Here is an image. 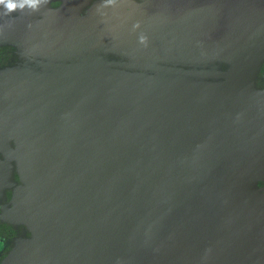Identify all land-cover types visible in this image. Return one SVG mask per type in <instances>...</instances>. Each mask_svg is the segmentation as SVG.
I'll return each mask as SVG.
<instances>
[{"label":"water","instance_id":"1","mask_svg":"<svg viewBox=\"0 0 264 264\" xmlns=\"http://www.w3.org/2000/svg\"><path fill=\"white\" fill-rule=\"evenodd\" d=\"M102 5L4 96L22 207L91 264H264V0Z\"/></svg>","mask_w":264,"mask_h":264},{"label":"flooded vegetation","instance_id":"2","mask_svg":"<svg viewBox=\"0 0 264 264\" xmlns=\"http://www.w3.org/2000/svg\"><path fill=\"white\" fill-rule=\"evenodd\" d=\"M98 2L104 0H50L57 7L43 5L36 12H16L5 19L0 7V264H91V258H81V243L75 234L70 241L66 231L38 232V226L27 214L30 208L26 202L22 207L18 200L22 195L23 161L18 151L17 126L23 121L17 119L16 111L11 117L4 96L14 89L17 76L26 78L36 72H48V58L33 50L34 45L47 42L43 33L76 30V19L86 16ZM71 5L73 15L67 13ZM8 22L11 26H7ZM263 78L264 63L258 73V79ZM257 189H264V181L257 183Z\"/></svg>","mask_w":264,"mask_h":264},{"label":"clouds","instance_id":"3","mask_svg":"<svg viewBox=\"0 0 264 264\" xmlns=\"http://www.w3.org/2000/svg\"><path fill=\"white\" fill-rule=\"evenodd\" d=\"M117 0H104L102 7L107 8L116 5ZM43 5H49L50 8L57 7L50 3V0H0V7L3 9V19L10 17L13 13L24 12L28 10L29 12H36ZM7 26H11L8 22ZM139 42L141 44L145 43V38L141 37Z\"/></svg>","mask_w":264,"mask_h":264}]
</instances>
